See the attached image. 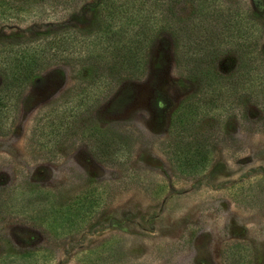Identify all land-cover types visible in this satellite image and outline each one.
<instances>
[{"label":"rangeland","instance_id":"rangeland-1","mask_svg":"<svg viewBox=\"0 0 264 264\" xmlns=\"http://www.w3.org/2000/svg\"><path fill=\"white\" fill-rule=\"evenodd\" d=\"M93 1L0 0V43L61 22L91 38ZM191 1L170 2L179 26ZM208 1L202 43L158 31L139 75L78 46L13 102L0 128V264H264V108L236 90L237 12L260 23L264 58V0ZM182 106L195 118L185 131L173 125ZM185 142L204 144L205 163L192 148L180 171Z\"/></svg>","mask_w":264,"mask_h":264},{"label":"trees","instance_id":"trees-1","mask_svg":"<svg viewBox=\"0 0 264 264\" xmlns=\"http://www.w3.org/2000/svg\"><path fill=\"white\" fill-rule=\"evenodd\" d=\"M172 1L174 0H94L91 6L98 24L87 31V36L91 38L82 39L79 31L61 22L49 25L46 32L38 33L33 39H28L29 42H1L0 128L4 126L13 102L34 79L36 73L57 60L75 58L78 46L85 49L84 53L93 64L100 62L109 66V60L116 64L124 59L128 62L127 65L135 68L134 72L130 71L131 75H139L146 64V51L158 31L168 30L176 42H182L183 38L188 42L194 36L192 40H196V37L198 40L199 37L202 43L204 35L207 36L209 32V15H214L217 9H208L211 5L208 0H192L191 4L195 3V9L190 11V15L195 16H187L184 24L179 26L177 13L171 9ZM213 27L211 25V29ZM261 32V25L253 16L246 11L237 12V97L248 94L264 108V58L257 51ZM186 54L184 65L192 62L191 56ZM176 60L180 63L179 58ZM193 69L191 65L190 72ZM195 69L198 72L196 75L203 80L208 75L206 66L200 65ZM228 83H223L222 90L230 93L232 81ZM124 92L128 93L127 90ZM188 108L189 106H182L175 113L173 125L175 124L176 130H187L195 119ZM103 145L107 147L109 143L105 142ZM184 146L183 151L172 157V162L180 171L192 165L188 155L192 148L197 150L194 151L199 156L195 161L200 165L205 163L206 147L203 143L185 142ZM239 257L242 260L244 258L241 255Z\"/></svg>","mask_w":264,"mask_h":264}]
</instances>
